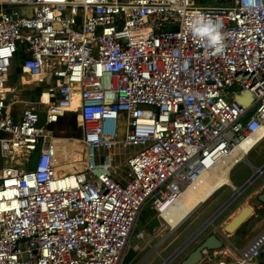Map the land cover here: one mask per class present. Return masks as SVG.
I'll use <instances>...</instances> for the list:
<instances>
[{"label":"built area","instance_id":"1","mask_svg":"<svg viewBox=\"0 0 264 264\" xmlns=\"http://www.w3.org/2000/svg\"><path fill=\"white\" fill-rule=\"evenodd\" d=\"M193 2L0 0V264H121L132 237H147V202L164 219L232 164L210 196L229 187L224 210L264 173L252 165L253 180L233 183L264 139V0ZM197 20L221 26L222 51L192 36ZM263 251L264 229L197 264H261Z\"/></svg>","mask_w":264,"mask_h":264},{"label":"rangeland","instance_id":"2","mask_svg":"<svg viewBox=\"0 0 264 264\" xmlns=\"http://www.w3.org/2000/svg\"><path fill=\"white\" fill-rule=\"evenodd\" d=\"M232 3L233 0H194L193 2L194 5L206 6L229 5ZM12 75L11 84L21 88L20 74L13 71ZM25 90L23 91V97L25 96L26 98H31L25 93ZM135 149L137 148L130 147L125 152L118 150L116 159L118 165L121 166V171L126 170L125 159L128 152ZM15 161L22 165V163H26V158L19 155L16 157ZM252 165L257 167L264 165V139L250 151L248 161H244L238 166V168L246 166V169L241 176L233 179V183L236 185L244 184L253 172ZM22 166L25 167V165ZM263 182L264 173L256 178L252 184L247 186L242 194L233 200L232 203L227 205L224 210L220 209V214L217 217H213L212 221H210V218L232 196L233 192L227 186L218 190L206 203L199 206L192 214H183L174 222L167 220L169 221L168 224L164 221V219L158 216V213L154 209L152 203L150 201L147 202L137 223V229L145 228L147 230V237L144 241L136 239L135 236L132 237V241L129 246L137 247L139 253L130 264H161L205 223L203 231L193 238L170 264H178L211 233H216L218 237L221 238L223 241V248L226 246H236L238 249L242 250L264 229V212H259V215L256 218L251 219L250 222L246 223L243 228L239 230V233L225 234L226 238H224L223 235H221V231L224 230V226L227 222H229V215H231V213H233V211L237 209V207L240 206L249 195L253 196L254 191L258 189ZM257 199V196L253 197L254 201ZM166 213L167 211L165 212V215ZM186 215L187 217L182 220V218ZM167 216L170 215L168 214ZM176 224L178 225L176 226ZM160 236H162V238H160ZM239 255L240 252L239 254L233 253V256ZM258 261L264 262V251Z\"/></svg>","mask_w":264,"mask_h":264},{"label":"water","instance_id":"3","mask_svg":"<svg viewBox=\"0 0 264 264\" xmlns=\"http://www.w3.org/2000/svg\"><path fill=\"white\" fill-rule=\"evenodd\" d=\"M25 93L30 94L31 92H25ZM31 97L32 99L34 98L33 94H31ZM237 99L244 106H249L253 101L254 97L250 91H245V92H240L238 94ZM245 169L246 166H241L240 168H238L233 173L232 178L233 179L238 178L241 174H243ZM254 178L255 176H251L249 179L253 180ZM259 199L264 201V192L259 196ZM219 209L216 212H218ZM252 210L253 209L249 205L245 206L238 214H236L229 222L226 223V225L224 226V230L221 231V235H223V237L226 238L225 234L234 233L248 219V217L251 216L249 214L250 212H252ZM196 232H194L180 247H178L172 254H170L161 264H170L184 250L186 246L185 243L189 241V239L193 237ZM221 247H223V241L221 240V238H219L216 233H211L178 264H197L203 259L204 257L203 253L205 251L215 250ZM138 253H139L138 249H136L133 246H129L121 261V264H130ZM261 264H264V262H262Z\"/></svg>","mask_w":264,"mask_h":264},{"label":"bare ground","instance_id":"4","mask_svg":"<svg viewBox=\"0 0 264 264\" xmlns=\"http://www.w3.org/2000/svg\"><path fill=\"white\" fill-rule=\"evenodd\" d=\"M44 96L45 95H43V91H41L39 98L43 99ZM247 149L248 148L246 146H242V147L238 148L235 152L236 156L240 157L239 159H246ZM231 166H232V164H230V165L228 164V166L226 168H222L220 170V172L207 176L202 181V183H200L198 186H195L193 188L191 187L186 192H184L182 195V198L180 200L171 203L163 211L162 215H163L164 221H166L168 224L169 221L174 222L177 219H179L183 214H186V213L189 215L192 214L199 206H201L203 204V202H206L210 198V196L213 194V192L217 188H219L221 185H223L225 183H230V178L228 177V171L231 168ZM166 211H167V213L165 215ZM220 212L221 211H218L214 215L216 216ZM252 212H253V210H252ZM252 212H250L249 215H251ZM168 214L170 216H167ZM186 217H187V215L184 216L182 218V220H184ZM212 219L210 221H212ZM167 220H169V221H167ZM177 225L178 224H176V226ZM204 226H205V224L195 233V235L193 237H191L189 239V241H187L185 243V245H187L193 238H195L204 229Z\"/></svg>","mask_w":264,"mask_h":264},{"label":"clouds","instance_id":"5","mask_svg":"<svg viewBox=\"0 0 264 264\" xmlns=\"http://www.w3.org/2000/svg\"><path fill=\"white\" fill-rule=\"evenodd\" d=\"M249 2H251V0H249ZM220 27L219 24H214L211 20L203 22L197 20L190 25V30L194 38H199L201 41L205 42L208 47L214 48L215 51L220 52L224 48L223 41L225 38Z\"/></svg>","mask_w":264,"mask_h":264},{"label":"crops","instance_id":"6","mask_svg":"<svg viewBox=\"0 0 264 264\" xmlns=\"http://www.w3.org/2000/svg\"><path fill=\"white\" fill-rule=\"evenodd\" d=\"M26 91V90H25ZM41 89H39V97H40V94H41ZM26 92H33V89L32 88H28V90L26 91ZM31 94L32 93H30V94H27V95H29L30 97H31ZM24 99H26V100H31L32 99V97L31 98H26L25 96H24ZM43 101L44 102H46L47 101V95H45L44 97H43ZM18 107H21V105H19ZM19 109V108H18ZM252 174H253V172H252ZM251 174V175H252ZM242 175V174H241ZM240 175V176H241ZM251 177V176H250ZM264 192V182L260 185V187L258 188V189H256L255 191H254V193H253V196L252 195H249L242 203H241V205L240 206H238L237 207V209H235L234 211H233V213H231V215H229V217H228V220L230 219H232V217L234 216V215H236V214H238L245 206H247V205H249L252 209H253V212H252V214H251V216L250 217H248V219L240 226L241 228H243V226L246 224V223H248V222H250V220L251 219H253V218H256L258 215H259V212H264V208H259L258 207V205H259V203L260 202H263L262 200H260L259 199V196L262 194ZM254 196H257L258 197V199L256 200V201H254L253 200V197ZM210 199V198H209ZM208 199V200H209ZM207 200V201H208ZM206 201V202H207ZM206 202H204V203H206ZM216 214V213H215ZM220 214V213H219ZM218 214V215H219ZM218 215H213L210 219H212L213 217H217ZM209 219V220H210ZM229 220V221H230ZM209 222V221H208ZM206 224V223H205ZM240 228V229H241ZM237 233H239V231L237 232ZM261 263H262V261H260Z\"/></svg>","mask_w":264,"mask_h":264},{"label":"trees","instance_id":"7","mask_svg":"<svg viewBox=\"0 0 264 264\" xmlns=\"http://www.w3.org/2000/svg\"><path fill=\"white\" fill-rule=\"evenodd\" d=\"M15 71H16L17 73H19V74L22 73L21 68H17ZM35 157H36V153L31 154V156H30V162H29V164H28V167H32V166H33L32 164H33V162H34ZM141 213H142V212H141ZM240 228H241V227H239L234 233H237V232L240 230Z\"/></svg>","mask_w":264,"mask_h":264}]
</instances>
